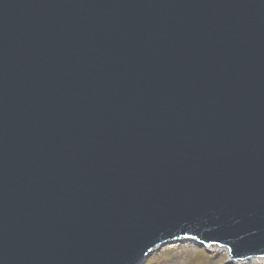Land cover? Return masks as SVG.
I'll list each match as a JSON object with an SVG mask.
<instances>
[{
  "label": "water",
  "instance_id": "obj_1",
  "mask_svg": "<svg viewBox=\"0 0 264 264\" xmlns=\"http://www.w3.org/2000/svg\"><path fill=\"white\" fill-rule=\"evenodd\" d=\"M185 236L264 255V0H0V264Z\"/></svg>",
  "mask_w": 264,
  "mask_h": 264
},
{
  "label": "rangeland",
  "instance_id": "obj_2",
  "mask_svg": "<svg viewBox=\"0 0 264 264\" xmlns=\"http://www.w3.org/2000/svg\"><path fill=\"white\" fill-rule=\"evenodd\" d=\"M214 245V249L202 247L193 238H185L155 250L141 264H262L255 257L234 261L226 246Z\"/></svg>",
  "mask_w": 264,
  "mask_h": 264
},
{
  "label": "bare ground",
  "instance_id": "obj_3",
  "mask_svg": "<svg viewBox=\"0 0 264 264\" xmlns=\"http://www.w3.org/2000/svg\"><path fill=\"white\" fill-rule=\"evenodd\" d=\"M212 246H215L217 247L216 245H212ZM210 246V248L214 249V247ZM226 251H228V247L225 248ZM223 250V249H222ZM253 258V257H252ZM256 261H258V263H262L264 264V257H255ZM241 263V262H240Z\"/></svg>",
  "mask_w": 264,
  "mask_h": 264
}]
</instances>
